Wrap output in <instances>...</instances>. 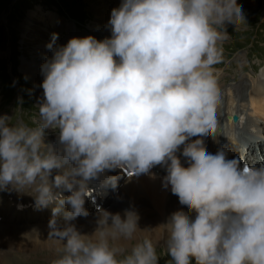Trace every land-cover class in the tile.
<instances>
[{
    "label": "clouds",
    "instance_id": "9594fccd",
    "mask_svg": "<svg viewBox=\"0 0 264 264\" xmlns=\"http://www.w3.org/2000/svg\"><path fill=\"white\" fill-rule=\"evenodd\" d=\"M247 25L234 0H122L110 37L57 44L52 33L37 126L0 116V190L30 195L37 208L55 205L49 229L62 247L51 264H157L150 238L128 247L142 230L133 207L121 215L98 205L91 234L72 223L89 215L90 184L106 170L155 177L156 165L189 213L163 223L170 264H264V157L242 168L225 148L206 150L220 131L223 48ZM47 129L58 130V147L46 142ZM54 169L63 171L53 179Z\"/></svg>",
    "mask_w": 264,
    "mask_h": 264
},
{
    "label": "rangeland",
    "instance_id": "374dc122",
    "mask_svg": "<svg viewBox=\"0 0 264 264\" xmlns=\"http://www.w3.org/2000/svg\"><path fill=\"white\" fill-rule=\"evenodd\" d=\"M5 0H0V29H2L3 33H5V38L3 39V44L0 40V66L4 65L6 61L7 68H10L12 66V61L9 59H15V61L18 60L17 64V71L22 75L18 77H13V81L9 83L7 79H5L3 75V69L0 67V89H3L5 85L16 86L19 88V91L17 89L13 90L10 97V103L4 102L3 98L6 97L9 94V88H5L0 93V116L7 114L11 117V122L15 123L20 116H22L23 119L27 118L25 116V113L22 111L23 108L16 109L14 108L16 103V97L19 95H24V92H30L28 90L29 86L34 90V99H30L29 96L31 94L27 95V99L25 100V104L29 105V107L34 108L31 110L32 114L29 113L31 119L37 120V123L39 122V116H36V108L39 109V104L42 102V94L43 89L37 88L35 84L32 85L33 81L28 73L32 70H38L41 68V65L45 61L47 57H45L43 54H39V57H37L35 54L36 51L42 46L44 41L41 39V36L39 35V29L44 30L49 38H51L52 33H56L52 29V20L49 18V15L46 14V12H49V10L56 9L57 12L61 11L62 13L67 12V14H70L71 16H77L78 18H81L82 8L80 9L78 6L79 1L82 2V4L85 5L86 10H89L91 13V22L99 21L102 17V14H99L95 5L94 1L97 3H100L103 5V1L100 0H13L7 4L5 8L1 10L2 3ZM112 2V0H110ZM118 1V0H117ZM115 2L114 7L120 6V1ZM106 2H109V0H106ZM237 8L242 9L245 13L248 25L242 26L240 30L231 32L234 36L230 33V39L229 42L224 45L223 48V56L226 60L227 57H229L228 66L225 67L223 74L228 75V77H224V81H219L223 83H234L235 91L237 94V97H240L241 95H244L246 92V89L248 85L253 80V77L255 79L253 82L255 83L256 77H257V71L258 66H261L264 64V61L261 60V58H264V30L263 27H260L261 18L264 14V0H234ZM42 3V5H41ZM43 3H47L43 4ZM49 3V6H48ZM112 4V3H111ZM40 9V12L37 14L36 17L42 16L44 17L43 20L40 21L39 18H34V21H32V24L29 25V22L27 19H30L33 17L31 14L33 10ZM75 9H77L75 11ZM81 11V12H80ZM61 15V14H60ZM110 13L105 14V17L109 18ZM63 16V15H61ZM96 18V19H95ZM99 18V20H97ZM89 22V23H91ZM38 25V26H37ZM90 25V24H89ZM105 27V25H103ZM111 30V29H110ZM86 33L88 32L84 30ZM258 32V51L256 50V47H250L251 46V40L253 34ZM49 34V35H48ZM66 35V34H65ZM40 37V38H39ZM98 39H101V35L97 36ZM69 39V38H68ZM68 41L67 36H64L60 39V43ZM13 43V44H12ZM243 48L241 52L236 51V49ZM19 53L17 56V52ZM17 57V58H15ZM2 63V64H1ZM239 69V70H238ZM13 70L10 71L12 75ZM248 77V78H246ZM26 78L29 82V86L25 85V87L22 89L23 85V79ZM252 82V83H253ZM264 82V81H263ZM42 83V82H41ZM40 83V84H41ZM251 83V84H252ZM253 83V84H254ZM3 85V88L1 86ZM38 90H36L35 88ZM244 91H243V90ZM1 91V90H0ZM230 94H229V92ZM228 94L226 97H229V104L235 107L236 105H241V107L246 108V104L240 103V101L235 100V94H233L232 89H228ZM16 95V96H15ZM233 95V97H232ZM234 101V102H233ZM233 102V103H232ZM20 104V102H19ZM221 106V107H220ZM218 108V117L221 118L223 116V113H229L226 112V109L228 107V104H225V99L222 98V104ZM221 108H223L221 110ZM247 108L249 109V106L247 105ZM15 110V113L13 110ZM22 112V113H21ZM251 114V110H250ZM18 117V118H17ZM219 119V123L223 124L224 121ZM243 119V118H242ZM33 120V122H34ZM249 120V118H248ZM264 120V118H258V120L255 121L256 125L261 123ZM221 121V122H220ZM32 121H30L31 124H34ZM223 122V123H222ZM251 122V125H255V123ZM221 126V125H220ZM264 126V123L257 127L256 129H259L260 127ZM226 127V124L223 126ZM46 131H49L48 129ZM237 134V133H236ZM258 134L261 138H264V131H259ZM193 143V142H192ZM56 143L54 144V147H58ZM264 152V151H263ZM165 167V166H163ZM4 220V217H3ZM2 220V221H3ZM153 222V221H151ZM162 241V240H161ZM165 244V243H164ZM155 246V244H154ZM156 251H159L157 253V264H170V259L168 255L165 253V247L164 245H156ZM44 250L36 252V251H30L25 254H18V258H14L13 264H41V262L38 259L43 260L45 263H49L52 259H54L57 255V253H54L51 250V253L48 254V251ZM193 264L195 262L193 261Z\"/></svg>",
    "mask_w": 264,
    "mask_h": 264
},
{
    "label": "bare ground",
    "instance_id": "6f19581e",
    "mask_svg": "<svg viewBox=\"0 0 264 264\" xmlns=\"http://www.w3.org/2000/svg\"><path fill=\"white\" fill-rule=\"evenodd\" d=\"M118 1H117L118 3L120 4L122 3V0H118ZM93 3L96 9L98 8L97 9L98 13L102 14V17H100L101 18L100 20L98 18L97 20L99 21H95L94 25L92 26L91 24L89 25V32L88 30H86L88 33H86L84 29L77 30L75 25L69 26L68 23L62 22V17L56 12V9L51 11L49 10V12H46V14H48L49 18H51L52 20L53 31L57 32L59 30L66 28L67 33L65 36H67L68 41L72 37H84L87 35H94V34H96L97 36L101 35L102 39H104L105 37H110L112 34L110 27L108 26V21L110 17L106 18L105 14L107 13L111 14V11L114 8L115 4L111 1L108 3L106 2V0L103 1V5L100 4L101 2L97 3L96 1H94ZM39 12L40 9L33 10V12L31 13L33 17L27 19L29 25L32 24L34 18H39L40 21L43 20L44 17L42 16L36 17ZM103 25H105V27H103ZM42 40L44 41V43L38 49V51L35 52V54H37L36 55L37 57H39V54H43L45 57H47L48 55L50 57L52 55V51L49 48H47L46 45L51 40V38H47L45 40L42 39ZM59 41L60 40L57 41V44H66L68 42V41H64L60 43ZM27 74L30 75L33 84H35L37 88L43 89L41 87L42 84L41 82L43 81L44 76L42 75L41 68H39L38 70L31 69V72L28 71ZM263 81L264 80H261L260 83L258 84L256 78L255 83L253 82L254 84L252 83L248 86V90L246 94L240 96V99L244 100L249 106V109L251 110V115L249 117L250 123L251 122L255 123V121L258 120V118L260 117L264 118V82ZM236 97L235 100H238ZM41 98L43 99V95L41 96ZM233 108L234 107L232 105L228 104V107L226 109V111L231 113L229 119L231 123H233L232 122L233 121L232 113H234ZM229 113H226V116ZM233 126L230 128L231 130L233 129ZM232 138L234 137L232 136ZM215 141L216 140L214 139H210L209 142L210 145L212 143L211 152L213 153H215L218 149V147L215 145ZM192 142L193 144L196 143V141H192ZM242 148L243 147H240L239 150H241ZM260 152L264 155L263 150L260 149ZM153 169H151V172L155 173V177H153L151 174H149L148 176H141L134 183L137 174H133L132 176H130L131 182L134 183V187H133L134 191L138 193L139 197L140 194H144L145 202H147L148 205L147 203H144L139 209L135 208V210L139 213L140 216L138 223L142 230L138 231L133 239L127 241L129 248L132 245L136 244L138 241H141L145 238H150L153 244H155V246L157 244L164 245V243L167 242L168 234L166 231V226L163 223H165L168 219H170L172 215L178 212L189 214L186 209L180 208L178 200L171 196L170 189L164 187L163 181L166 175V168L162 167V169L159 172ZM62 171L63 169H59L57 173H60ZM2 205H3V198L0 197V214H2L4 217V220L0 221V264H13V261H15L13 259L18 258V254H25L30 251L39 252L42 250L44 251L47 250L48 254L51 253V250L54 253H57L58 249L62 247V242L59 241L55 236H53L50 233L49 221L53 217V213H51V215L48 218H46V220H42V221H35L34 218H28L27 223L24 224L22 219L19 218L16 215V213H6V211L2 208ZM109 211L113 213L120 212L121 215H123L124 209L113 208L110 209ZM19 215L21 216L33 215V208L30 206L25 207L19 211ZM190 215H192V217L195 218V212L191 213ZM97 218H98L97 214L88 215V216H78L74 221H72V223H74L82 233L91 234L97 226L96 225Z\"/></svg>",
    "mask_w": 264,
    "mask_h": 264
},
{
    "label": "trees",
    "instance_id": "16d2710c",
    "mask_svg": "<svg viewBox=\"0 0 264 264\" xmlns=\"http://www.w3.org/2000/svg\"><path fill=\"white\" fill-rule=\"evenodd\" d=\"M6 67V66H5ZM5 78H8L9 79V74L7 75V73L5 74Z\"/></svg>",
    "mask_w": 264,
    "mask_h": 264
},
{
    "label": "water",
    "instance_id": "95a60500",
    "mask_svg": "<svg viewBox=\"0 0 264 264\" xmlns=\"http://www.w3.org/2000/svg\"><path fill=\"white\" fill-rule=\"evenodd\" d=\"M236 118V117H235Z\"/></svg>",
    "mask_w": 264,
    "mask_h": 264
}]
</instances>
